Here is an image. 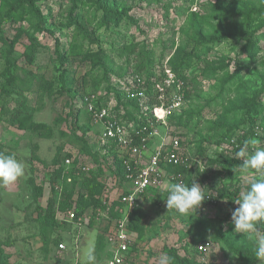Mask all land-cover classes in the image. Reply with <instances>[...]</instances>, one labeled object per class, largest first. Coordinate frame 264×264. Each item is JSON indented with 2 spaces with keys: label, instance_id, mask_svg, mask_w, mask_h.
I'll use <instances>...</instances> for the list:
<instances>
[{
  "label": "rangeland",
  "instance_id": "374dc122",
  "mask_svg": "<svg viewBox=\"0 0 264 264\" xmlns=\"http://www.w3.org/2000/svg\"><path fill=\"white\" fill-rule=\"evenodd\" d=\"M99 1L96 4L106 2L123 16L118 25L113 21L103 25L92 0H40L36 7L47 17L49 33H39L29 8L19 9L17 0H0V152L15 155L24 166V175L16 182L0 183V250L11 257V264H88L92 249L95 264H107L111 252L103 222H95L91 208L80 216L81 226L64 219L54 228L44 222L55 161L71 153L81 163L89 161L97 167L92 158L78 154V135L65 119L70 110L66 100L80 101L81 92L76 97L72 93L74 98L65 89L92 92L110 83L116 86L127 77L131 86L137 67L152 68L159 78L191 54L185 104L173 116L192 119L181 126L175 120L168 122L155 141L168 149L178 147L187 166L181 168V175L170 168L163 187L140 199L136 223L142 233L135 239L129 264H159L163 254L171 256L173 264H264V257L251 261L240 253L257 252L256 237L237 233L231 220L240 195L231 202L213 199L221 188L244 192L260 178L256 170L242 167L252 146L245 157H238L235 150L250 137L260 140L257 148H264V121L257 120L253 127L246 108L259 93L264 97V0ZM74 5L79 16L68 24ZM255 32L262 40L259 51L250 57L247 40ZM204 40L214 41L203 51ZM198 48L199 59L194 55ZM100 51L105 65L95 69L92 56ZM145 72L139 75L143 80ZM22 99L32 113L12 125L9 111ZM86 114L83 110L81 124H87ZM38 125L45 128L37 130ZM209 161L224 164V170L232 164L216 174L208 170ZM59 168L58 204L75 178L83 179L62 164ZM176 174L189 186L194 180L203 188L207 198L197 212L167 209V189L176 183L172 179ZM31 180L43 189L40 197ZM111 195L116 196L115 190ZM99 239H103L100 247Z\"/></svg>",
  "mask_w": 264,
  "mask_h": 264
},
{
  "label": "built area",
  "instance_id": "2783aa9c",
  "mask_svg": "<svg viewBox=\"0 0 264 264\" xmlns=\"http://www.w3.org/2000/svg\"><path fill=\"white\" fill-rule=\"evenodd\" d=\"M151 79L149 90L152 95L158 96L160 105L152 108L142 107L143 112H148L153 119L139 128L127 126L121 120L115 119L114 111L117 102L113 95L104 91L88 93L81 96L78 102H73L75 112L83 110L91 118V133L86 137L90 145L101 154H109L110 161L116 154L123 160L125 168V182L123 178L113 176L107 185L106 193L100 197V206L93 213L95 222L107 226L106 243L111 252L107 264H129L132 250L136 240L129 230L131 214L139 206L140 199L152 189H161L168 177V170L187 166V159L183 158L178 147L167 148L165 143L157 145L155 141L160 137V127H167L172 115L179 112L185 104L184 83L170 68L163 71L161 77ZM138 87L139 92L130 95L143 105L148 99L145 93L147 88L142 87L138 76L132 87ZM130 89V88H129ZM129 89L126 93L129 95ZM177 143V142H176ZM178 144V143H177ZM153 149V150H151ZM73 155V157H71ZM63 161L66 170L74 171L79 177H89L97 170L91 163L78 159L72 154ZM78 161V162H76ZM103 166L104 172L109 170L108 164ZM181 176L175 175V181ZM115 190L116 196L111 195ZM114 203L117 205L114 206ZM116 212L119 216L111 220V215ZM68 224L81 226L84 219L78 217L73 209H68L62 216ZM66 250L65 246H61ZM199 249L204 250L203 246Z\"/></svg>",
  "mask_w": 264,
  "mask_h": 264
},
{
  "label": "trees",
  "instance_id": "16d2710c",
  "mask_svg": "<svg viewBox=\"0 0 264 264\" xmlns=\"http://www.w3.org/2000/svg\"><path fill=\"white\" fill-rule=\"evenodd\" d=\"M40 0H17L16 4L19 9L25 11V9L29 8V13L33 14L35 24L34 27L35 30L39 33H49L47 30V25H48V20L47 17L42 14V12L36 7V3ZM95 3V10L96 14L98 13L102 14L101 17V23L104 25L106 21H113L115 24L118 25L120 20L122 19V15L117 14L106 2L104 4H96L99 3V0H92ZM78 11V6L74 5L69 14L70 20H68V24H73L72 21L75 18H78L79 14L77 13ZM96 15V16H97ZM98 19V18H96ZM260 35H258L257 32L252 33L251 37L247 40L248 41V46L247 49L249 51L250 57H254V54L259 51V45L262 40L260 38ZM220 40V39H219ZM212 41L214 40H204L202 44V50L203 47L206 48V46H210L212 44ZM218 41L217 39L215 42ZM201 48L197 49L196 52L194 53L195 58H200L202 55ZM204 51V50H203ZM102 52H98L93 58H95V69L97 68H104V57L101 54ZM191 61L192 55L191 54H186L179 63L172 69V71L177 75V77L187 85V81L189 78V70L192 67L191 66ZM146 71V80H143V78H140L139 75L144 73ZM136 74L142 81V89L147 88L145 93L147 95V101L143 104L140 105L136 99H131L129 96L132 94H135L136 92H139L138 87H132L128 83L130 77H127L123 79V82L118 84V85H111L107 84L106 86L101 88H96L95 90L92 91V93L99 92L97 89H101L100 91H106L108 95H113L114 99L117 102V106L114 111V116L115 119L121 120L124 124H126L128 127L131 125L134 128H139L142 125L146 124L149 120H152L153 117L148 113V112H143L142 107L145 108H152L154 106L160 105V102L158 100V96L152 95L151 91L149 90V87L151 85V79L155 78L156 75L153 71L152 68L146 69L144 66L143 67H137L136 68ZM104 82H106L109 79L108 72L105 71L104 76H103ZM160 80V78H158ZM132 81V80H131ZM103 82V83H104ZM109 82V81H108ZM132 82H135V78L133 79ZM64 88H67L65 86ZM130 88V89H129ZM69 88L65 89L67 95H71L72 93L75 92V97L78 96L79 92H81L80 95H86L90 92L83 91V89H76L74 90H68ZM73 89V88H72ZM129 89L131 92H129V95L126 93V90ZM263 94L262 92L259 93L255 98L251 99L248 104H246L247 108V115L248 119L250 121V124L254 127L256 125L257 120H262L264 121V97H262ZM74 97V96H72ZM74 97V98H75ZM186 97V96H185ZM184 97V98H185ZM66 105H69V112L67 113L66 116V121H70V126H71V131H74L76 135H78L75 139L81 144V148L79 150V155L92 158L93 161L97 164V170L93 171L90 176L83 177V179H76L74 182L70 185V191L67 189L64 191V195L61 198V200L58 202L56 201V187L60 182V177H61V170L59 166L63 164L64 159L66 156L72 155L66 154L63 159H59L55 161V170L53 171L52 176L50 177V186H51V197L47 201V208L45 209V217H44V222L49 226V227H58L60 225V222L64 219L62 216L66 213L68 209H73L76 207L79 209L76 211L78 217L82 216L84 213H86V208H91L92 212L94 213L95 209L100 206V197H102L107 190L106 183L104 180H108L111 178H114L113 176H117L120 178H123V181L125 182V168L123 166V160L120 156L114 155L112 160L110 161L109 159V154H101L99 151H97L92 145H90V142L88 138H86L92 131V127L90 126L91 124V118L89 115L86 114V119H87V124H81V114L83 113V107L78 109L75 112V107L73 106V101L72 100H66ZM32 113L31 108L28 106L26 99H22L17 102L16 107L12 110L9 111V121H11L10 124H16L22 122L25 117H28ZM192 119V116H186V118L182 119V117L175 118L173 115L169 119V123L172 122L173 120L175 125H183L184 122H190ZM45 127L42 125L37 126V130H42ZM241 140V139H240ZM239 140V142H240ZM238 152V150H235V152ZM217 160V162L220 160ZM78 162V161H77ZM108 164L109 170L107 172H104L103 166L104 163ZM210 162V161H209ZM211 166L208 167V170L212 169V171H216V174H220V172H224L232 163L227 164L224 170V164H220L219 166L216 165L215 161L210 162ZM216 165V166H215ZM228 166V167H227ZM218 167V168H217ZM180 168H175L177 172L179 171L178 175H181L180 170H183ZM216 168V169H215ZM218 169V170H217ZM184 172V170H183ZM110 173V174H109ZM177 175V174H176ZM183 179V178H182ZM176 183L183 182L186 185H189L188 180L185 178L183 180L177 179L175 180ZM34 188L35 191L38 192V197L42 195L43 189L40 188L39 186H36L31 180L30 182ZM241 193V189H237L235 191H231L227 188H221L218 192L216 197H213L214 201L218 202H223V201H233L235 200ZM117 205V203H114V206ZM85 209V210H84ZM140 208L139 206L136 207V209L133 211V214H131V219H130V225H129V230L131 231L132 235L134 236L135 239H137V235L142 233V230L139 228L137 225V218L140 217ZM118 214L114 212L111 215V220L117 219L119 216ZM107 226H103V234L105 235V240H106V234H107ZM102 241L103 239H99V244L98 247L102 246ZM107 245V244H106ZM136 246V244H135ZM134 250V249H133ZM132 250V252H133ZM243 254V256L250 258L251 261H256L258 260V256L254 253L251 252H240ZM131 255V253H130ZM132 258V255H131ZM11 257L6 254L3 250H0V264H11L10 263ZM132 260V259H131ZM181 262L183 261L181 258L179 259Z\"/></svg>",
  "mask_w": 264,
  "mask_h": 264
},
{
  "label": "clouds",
  "instance_id": "9594fccd",
  "mask_svg": "<svg viewBox=\"0 0 264 264\" xmlns=\"http://www.w3.org/2000/svg\"><path fill=\"white\" fill-rule=\"evenodd\" d=\"M260 140L250 137L244 141V146L236 153L238 157H245L249 146L254 149L243 160L242 167L256 170L260 178L250 184L248 190L241 192L239 198L234 201L238 207L232 211L231 220L235 231L249 238L255 236L257 240L258 257H264V148H257ZM24 175V166L13 154L0 152V183L4 185L16 182ZM168 196L165 200L167 209H175L180 214L197 212L207 198L200 184L194 180L190 186L183 182L171 183L167 189ZM94 250L87 253L88 264H95ZM159 264H173V258L167 254L161 255Z\"/></svg>",
  "mask_w": 264,
  "mask_h": 264
},
{
  "label": "crops",
  "instance_id": "0c3cea01",
  "mask_svg": "<svg viewBox=\"0 0 264 264\" xmlns=\"http://www.w3.org/2000/svg\"><path fill=\"white\" fill-rule=\"evenodd\" d=\"M109 249V248H108Z\"/></svg>",
  "mask_w": 264,
  "mask_h": 264
}]
</instances>
